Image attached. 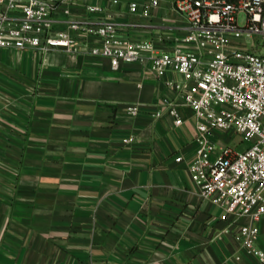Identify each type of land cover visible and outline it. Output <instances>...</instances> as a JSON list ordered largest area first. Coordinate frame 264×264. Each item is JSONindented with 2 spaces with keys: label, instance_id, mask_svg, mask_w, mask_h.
<instances>
[{
  "label": "crops",
  "instance_id": "crops-1",
  "mask_svg": "<svg viewBox=\"0 0 264 264\" xmlns=\"http://www.w3.org/2000/svg\"><path fill=\"white\" fill-rule=\"evenodd\" d=\"M151 20L136 38L188 30L166 0ZM167 99L173 91L143 66L113 70L80 45L0 48V264H264L224 232L251 219L224 220L201 196L188 169L196 118L177 101L175 125ZM210 137L233 147L222 131ZM257 224L264 251V217Z\"/></svg>",
  "mask_w": 264,
  "mask_h": 264
},
{
  "label": "built area",
  "instance_id": "built-area-1",
  "mask_svg": "<svg viewBox=\"0 0 264 264\" xmlns=\"http://www.w3.org/2000/svg\"><path fill=\"white\" fill-rule=\"evenodd\" d=\"M101 1L0 0V48L74 52L80 45L83 52L107 59L113 70L139 64L164 80L176 97L163 104L175 125L183 123L177 101L196 118L199 148L188 165L193 182L204 199L223 209L222 219L231 214L251 219L224 232L264 263L256 244L257 221L264 217V0H166L188 30L149 39L136 38L135 32L155 28L151 18L162 0H107L113 7L123 5L122 11ZM241 13L246 14L243 26ZM129 111L140 112L138 107ZM162 114L160 109L156 116ZM216 130L250 145L242 151L219 145L210 137Z\"/></svg>",
  "mask_w": 264,
  "mask_h": 264
},
{
  "label": "rangeland",
  "instance_id": "rangeland-1",
  "mask_svg": "<svg viewBox=\"0 0 264 264\" xmlns=\"http://www.w3.org/2000/svg\"><path fill=\"white\" fill-rule=\"evenodd\" d=\"M239 20H240V24H241L242 26L245 25V23H246V14L241 13V14H240V17H239ZM253 39L256 40L257 37H255V38H253ZM253 39H252V40H253ZM252 40H251V41H252ZM251 41L248 40V43H247V44H250ZM231 145H232L233 147H236V148L242 150V149H245L246 147H248L250 144H249V142H247V141H242L241 136L233 135V137L231 138Z\"/></svg>",
  "mask_w": 264,
  "mask_h": 264
},
{
  "label": "trees",
  "instance_id": "trees-1",
  "mask_svg": "<svg viewBox=\"0 0 264 264\" xmlns=\"http://www.w3.org/2000/svg\"><path fill=\"white\" fill-rule=\"evenodd\" d=\"M224 1L229 2V3H236V2H238L240 0H224Z\"/></svg>",
  "mask_w": 264,
  "mask_h": 264
}]
</instances>
